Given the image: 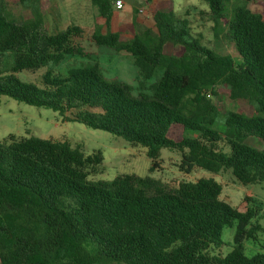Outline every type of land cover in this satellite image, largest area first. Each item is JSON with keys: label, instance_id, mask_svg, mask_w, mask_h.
<instances>
[{"label": "trees", "instance_id": "16d2710c", "mask_svg": "<svg viewBox=\"0 0 264 264\" xmlns=\"http://www.w3.org/2000/svg\"><path fill=\"white\" fill-rule=\"evenodd\" d=\"M10 1L31 15L17 22L0 0V97L146 148L151 171L168 148L179 152L181 172L230 170L243 185L264 183V11L234 7L228 35L236 61L195 37L172 0H140L151 6L155 29L131 36L114 25L115 0H91L102 23L55 32L38 0ZM203 1L222 17L233 0ZM84 35L97 47L128 52L143 80L157 76L152 92L135 95L98 62L63 72L68 59L90 56L74 40ZM42 68L36 82L18 75ZM221 91L249 103L252 114L223 112L211 99ZM103 160L102 151L86 154L64 138H0V264H264V251L245 253L244 242L264 232L256 208L242 212L222 200L216 179L171 186L128 173L94 180ZM235 222L232 249L215 253Z\"/></svg>", "mask_w": 264, "mask_h": 264}, {"label": "rangeland", "instance_id": "374dc122", "mask_svg": "<svg viewBox=\"0 0 264 264\" xmlns=\"http://www.w3.org/2000/svg\"><path fill=\"white\" fill-rule=\"evenodd\" d=\"M39 1V0H38ZM35 4L41 6L47 26L55 32L69 25H91L102 23L99 11L91 0H40ZM121 9L113 5L117 29L125 32L127 36L135 32H142L150 28L155 29L152 8L140 0H123ZM157 1V0H155ZM178 16L189 22L192 34L198 37L204 45L220 54H229L236 61L240 58L232 44L228 32L229 22L235 6L247 4L253 11H264V0H233L227 4L222 17L213 15L203 0H172ZM45 4V6H44ZM5 8L10 18L20 22L28 14L27 9L13 1L6 0ZM90 53L89 57L71 58L59 66L65 72L76 65L98 62L104 75L109 79H117L133 87V93L140 91L151 93L149 88L157 76L143 80L139 76L138 67L133 57L126 51L117 52L106 47H97L87 35L74 39ZM44 68L38 71H23L19 77L23 80L36 82L41 79ZM142 82V84H141ZM225 89V88H224ZM220 109L252 114L253 107L245 101L232 100L225 91L218 96H211ZM221 111V112H222ZM222 112V113H223ZM223 115L219 120H223ZM9 134L17 136H37L42 138H64L73 146L80 145L81 149L90 154L102 151L103 169L93 176L94 180L110 181L121 174H135L141 177H153L171 186L181 181H196L200 178L212 177L223 186L220 198L231 206L244 212L247 207L256 208L255 223L264 226V183L243 185L236 180L230 170L211 173L203 169H196L191 173L179 170L177 164L180 160L178 151L163 148L159 159V167L151 171V159L147 156L146 148L132 147L124 138L100 129H92L78 122L65 121L58 113L49 108L36 107L19 102L8 96L0 97V138ZM179 134V131L176 132ZM249 199V200H248ZM236 232V222L232 227L223 230V246L215 253L225 255L234 245L233 238ZM245 253L253 256L264 251V232L259 233V241L248 239L244 242ZM106 264H125L113 261Z\"/></svg>", "mask_w": 264, "mask_h": 264}, {"label": "built area", "instance_id": "2783aa9c", "mask_svg": "<svg viewBox=\"0 0 264 264\" xmlns=\"http://www.w3.org/2000/svg\"><path fill=\"white\" fill-rule=\"evenodd\" d=\"M124 1L123 0H115V7L117 9H121L123 7Z\"/></svg>", "mask_w": 264, "mask_h": 264}]
</instances>
